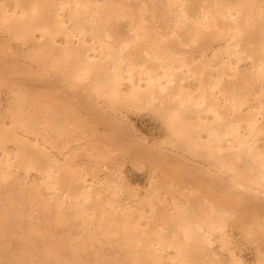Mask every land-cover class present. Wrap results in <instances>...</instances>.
<instances>
[{
  "label": "bare ground",
  "instance_id": "1",
  "mask_svg": "<svg viewBox=\"0 0 264 264\" xmlns=\"http://www.w3.org/2000/svg\"><path fill=\"white\" fill-rule=\"evenodd\" d=\"M150 1L0 0V29H7L16 40L34 41L29 59L41 67L37 69L39 73L43 71L54 75L53 80L73 84L78 93L77 86L83 90L78 96H70V92L66 98L65 91L62 95L50 91L52 88L46 84L49 90L46 89L43 82L39 86H25L23 82L34 81L35 74L32 78L28 72L27 78L20 74L24 86L13 89L14 105L6 109L10 112V124L3 126L4 119L0 118V182L18 178L20 173L24 177L37 175L39 181L28 180L35 195L27 196L32 203L37 199V214L50 229L49 235L45 233L48 245L58 248L70 243L74 247L75 258L71 260L70 255L69 261L65 259L71 264L86 263L81 250L104 245L120 248L123 264H239L240 259L234 255L226 263L216 253L218 247L214 250L215 245L222 251L231 249L227 226L233 221L242 227L248 239L258 244V263L264 264V0H166L161 23L170 21L168 33L162 32L166 23L162 24L164 30L158 28L156 22L161 13L157 14L154 8L160 7L155 0ZM257 24H261L258 37L252 33ZM3 50L6 54L5 49H0ZM243 61L248 63L247 70L241 67ZM4 65L0 68L7 71L8 65ZM34 68L23 69L32 72L29 69ZM59 82H55L54 88L58 92L65 87L61 83L60 87ZM118 103L156 111L173 136V147L208 164L207 168L203 164L200 170L196 168L203 171L202 175L194 172L196 164L192 171L187 164L189 158L185 160L187 154L182 156L178 151L179 154L171 153L172 150L163 154L164 150L158 152L156 147L138 148L131 146V142L125 143L139 157L156 163L159 181L152 180L147 196L136 194L132 203L124 202L120 185L114 184L115 178L103 180L96 170L91 171L98 162L106 168L113 162L115 157L104 151V146L128 150L117 132L95 126L100 107H114ZM77 134L88 137L81 154L87 165L68 155ZM31 136L35 139L31 140ZM58 136L62 138L59 140ZM57 148L63 157L56 156ZM182 170L193 172L195 178L191 177L192 180L189 172L183 174ZM117 171L112 174L118 175ZM27 178L22 177L24 181ZM23 180L20 181L25 185ZM42 188L47 195L41 194ZM194 191L199 192L194 200L187 195L185 202H178L179 194L185 196L187 192L190 196ZM169 200L171 208L166 205ZM4 213H0L3 218L16 214L10 211L6 215L9 210ZM17 215L21 216L20 211ZM9 218V222L2 217L1 221L13 225L12 217ZM32 223L28 224L29 236L44 234L43 225ZM74 223L83 228L84 236L74 239L75 233H71V241L66 231L74 232ZM8 224L0 222V235L4 237L0 236V242L6 239L5 235L17 233ZM18 252L10 250L9 264L26 263L20 261ZM63 255L59 256L63 259ZM57 262L61 264L62 260Z\"/></svg>",
  "mask_w": 264,
  "mask_h": 264
},
{
  "label": "rangeland",
  "instance_id": "2",
  "mask_svg": "<svg viewBox=\"0 0 264 264\" xmlns=\"http://www.w3.org/2000/svg\"><path fill=\"white\" fill-rule=\"evenodd\" d=\"M151 1H153V0H151ZM150 1V2H151ZM155 3H157V5H158V8L159 9H156V8H154V10H155V12L157 13V14H159V13H161V14H159L158 16H160L159 18V21H157L156 23H157V25L159 26L158 28L160 29V30H164V28H165V30L164 31H162L163 33H168L169 32V30L171 29H169L168 30V28L170 27H168L167 28V23L169 24L170 23V21L169 22H163L162 21V23H161V19H162V12H163V9L165 10V6L164 5H166V0H163L162 1V3H160L159 4V0H155L154 1ZM160 2H161V0H160ZM155 3H154V7L155 6H157V5H155ZM157 10H159V11H157ZM162 11V12H161ZM159 22V23H158ZM165 23H166V26L164 27L163 25H165ZM163 24V25H162ZM260 29H261V24H257V25H255L253 28H252V33L255 35V36H259L260 34H261V31H260ZM5 30H6V33H5ZM8 30L7 29H5V28H1L0 29V43L1 42H3V43H5V45L2 43V45L3 46H1V44H0V46L2 47H0V49L2 50V49H5V51H6V54H7V58H3L6 54H5V52H4V50H3V52L2 51H0V53H1V55H0V57L3 59V60H1V64H2V66L4 65V66H7L6 67V70L7 71H2V68L3 67H1L0 68V79H3L4 77L6 78V79H3V83H1V81L2 80H0V118L3 120V122H5V124L3 125V126H5V127H7V125L8 124H10V112H7L8 110H6V109H9L10 110V108L14 105L13 103H14V95H15V93L13 92V89L15 88V87H18L19 85H21V86H28L27 84L29 83V84H32V85H34V83H35V86H39L40 84L41 85H43V83L45 84V85H43V87H47L46 89H48L49 87H48V85L50 86V88L49 89H51L50 91H54V92H56V93H58V94H61L62 95V93L65 91L66 93L64 94L63 93V95H64V97L66 96V98H67V95H70V92H74L76 89H75V87L73 86V84H72V86H73V88L75 89H73L72 88V86L71 85H67V84H64L61 80H58L57 78H55L56 80H53L54 78H53V76L54 75H51V74H44V72L42 71V70H40V71H42V72H40V73H43V75H40V73H39V70H37V69H41V67H38V66H35V62H33V61H31V59H29L30 58V54L32 53V51H30V49L29 48H33V46H34V41H27V42H24V41H22V40H18V38H17V40L15 39V37L11 34V33H9V32H7ZM5 34V35H4ZM12 37V38H11ZM5 41V42H4ZM60 41V40H59ZM7 42V43H6ZM33 42V43H32ZM60 43H62L61 41H60ZM7 47H9L8 49H10V50H8V49H6ZM27 49V50H26ZM33 50V49H32ZM30 51V52H29ZM12 52V53H11ZM25 53H26V55H25ZM27 58H26V57ZM29 56V57H28ZM6 57V56H5ZM10 60H9V59ZM8 60V61H7ZM5 63H4V62ZM7 61V62H6ZM11 62V63H10ZM29 63H30V65H32V66H34L35 68L34 69H36L35 70V72H33L34 71V69H29V70H32V72H33V74H32V72L31 71H27L28 70V68H32V66L30 67L29 66ZM33 63V64H32ZM1 64H0V66H1ZM241 65V64H240ZM243 65V66H242ZM242 65H241V67L242 68H244V66L246 67V70L248 69V63L246 62V61H243L242 62ZM13 67V68H12ZM27 67V70H25V69H23V68H26ZM38 67V68H37ZM10 68V69H9ZM15 68V69H14ZM17 68L18 69H23V71L22 70H20V71H16L17 70ZM4 69V68H3ZM13 71V72H10V71ZM9 71V72H8ZM2 72H4V74H2ZM6 72H8L7 74H6ZM19 72V74H17ZM28 72V73H27ZM26 73H27V75H29L28 77H30L31 75H34V77H33V79L35 78L36 79V82H35V79H34V81H31L30 80V78H32V77H30V78H28L30 81L29 82H26V81H24L23 82V84H22V81H21V79H22V76L21 75H24V76H26V78H27V75H26ZM30 73V74H29ZM14 74H16V76L18 75V76H20L19 78H16V77H14ZM21 74V75H20ZM1 75H3V76H1ZM5 75V76H4ZM45 75V77H43ZM3 77V78H2ZM15 80V78H16V83H17V80H18V83H20L21 82V84H14V80L12 79V78ZM9 78H11V79H9ZM25 78V77H24ZM25 78V79H26ZM38 78H40V80H39V82H38ZM43 78H45L46 80H49L50 82H51V79L53 80V81H55L56 83L58 82V81H60L58 84H59V86H60V83L61 84H63V85H65V87H67V88H65V87H61V88H59V86L57 87V89L59 88V92L56 90L55 91V89L54 88H56L55 87V82L54 83H47ZM50 78V79H49ZM28 79H27V81H28ZM41 79H42V81H41ZM11 80L12 81H14L13 83H11ZM6 81V82H5ZM9 81V82H8ZM8 82V83H7ZM25 82H26V84H25ZM41 82V83H40ZM43 82V83H42ZM5 83V84H4ZM40 83V84H39ZM9 84L11 85V86H9ZM37 84V85H36ZM46 84H48V85H46ZM57 85V84H56ZM69 86H70V89H69ZM76 86V85H75ZM20 87V86H19ZM37 88V87H36ZM65 90H64V89ZM77 89H79V91H80V93H81V91H83L82 90V88H81V86H77L76 87ZM48 89V90H49ZM54 89V90H53ZM60 90H61V92H60ZM72 90H74V91H72ZM15 91V90H14ZM11 92H13V93H11ZM71 93V95L70 96H73V95H76V93H77V96L80 94V93H78V90H76L73 94ZM12 94V95H11ZM11 95V96H10ZM70 96H68V99L69 100H74L75 101V99L73 98V97H70ZM12 97H13V100H12ZM11 102V103H10ZM11 104H13V105H11ZM10 105H11V107H10ZM94 105L96 106V107H98V105H97V103L96 102H94ZM105 105V106H104ZM102 106H103V108H102ZM101 107H100V110H99V115L98 114H96V117L99 119V121H101V122H103L102 121V119H104V121H106L105 123H106V125H105V123L103 124V123H101V122H99L100 124L98 125V122L97 123H95V126L96 127H98V129L99 130H103V131H106V130H113V132L112 133H115L116 134V132L119 134V136H120V140L124 143V145L125 146H127V151L125 150V148L123 147V149H121V150H119V149H114V150H111V147H109V146H104V148H103V150L104 151H110V153H111V156L112 157H115L114 159H116V160H114L113 159V162L112 163H109V165L107 166V168H106V166L105 165H102L101 163H97L98 164V166H96V164H94V166H93V164H92V169H91V171L92 170H96L98 173V175H99V178L101 179H105L106 180V178L107 179H114V181L116 182H114V184H116V185H120L119 186V190H121V197H122V199H123V201L124 202H127L128 200V203H132L133 202V199H135V197L134 196H136V194H138V196L140 195V197H145V195L147 196V194H148V192L151 190V182H152V180L154 179V180H156V181H154V182H158L159 181V176L156 174L157 172H156V168L157 167H155V166H157V165H155L156 163H154V162H149V160L148 159H146L145 160V158H143V157H139V155H137L136 153H134V150H132L131 151V149H129L128 148V146L129 145H131V143L133 144V145H131V146H133V147H140V148H146V147H156L155 149L157 150V149H159L158 150V152L161 150V152L163 153V154H167V153H170V151H171V153H176V154H182V156H185L186 154H187V156H185L186 158H185V160L187 159V158H189V160L187 161V164L188 165H190L191 167H192V171L195 169L196 170V168L198 167V170H200V164H203V168L204 167H206V165L208 166V164L204 161V160H202V159H200V158H197V157H192L190 154H188V153H182V151H179V150H177L175 147H173V145H172V139H173V136H171L170 135V133L169 132H167L168 131V129H166L167 127H166V125H165V123H163L162 121H163V119L161 118V116L158 114V113H156V111H153L152 109H138V108H136V107H134V106H126V105H124V104H115L114 105V107H112V106H109L108 107V105H106V104H103ZM8 107V108H7ZM111 107V108H110ZM5 112V113H4ZM7 112V113H6ZM158 114V115H157ZM4 115V116H3ZM6 115H7V117H6ZM98 116H100V117H98ZM4 117V118H3ZM6 117V118H5ZM101 117H102V119H101ZM97 118H95V119H97ZM97 119V120H98ZM9 123H8V122ZM103 124V125H102ZM164 124V125H163ZM108 125V126H107ZM105 128H107V129H105ZM167 130V131H166ZM102 131V132H103ZM107 132H109V133H111V131H107ZM96 135V134H95ZM95 135H93V136H95ZM124 136V138L122 137V136ZM167 136H169V137H167ZM59 140H60V138H62L61 136H58L57 137ZM76 138H77V140H76ZM80 138H81V140H80ZM87 136L86 135H84V137H83V134H77L74 138H73V141H72V143H71V145L73 146H70L69 147V151H68V155L70 156H72V157H74L73 159H75L76 161H78L79 160V163H81L82 165H87V164H89V163H87V161H85L84 160V157L81 155L82 154V152L84 151V149H85V147H86V140H87ZM129 139V140H127V139ZM30 139L31 140H34L35 138L33 137V136H31L30 137ZM130 139H131V141H130ZM169 139H171V141L169 140ZM137 140V141H136ZM168 140L170 141L169 143H168ZM137 143H136V142ZM128 142H129V145H126V144H128ZM131 142V143H130ZM138 142L139 143H141V144H138ZM80 143V144H79ZM126 143V144H125ZM146 144V146H144ZM157 145V146H156ZM70 148L72 149V150H70ZM161 148V149H160ZM171 148V149H170ZM58 149L59 148H57L54 152L56 153V156L59 158H61V157H63L62 155H59L58 154ZM75 149V150H74ZM109 149V150H108ZM123 150V151H122ZM125 150V151H124ZM52 151V150H51ZM74 151V152H73ZM121 151V152H120ZM174 151V152H173ZM179 153H178V152ZM79 152V153H78ZM116 154H114V153ZM118 152V153H117ZM129 152V153H128ZM72 153H75V155L73 156L72 155ZM77 153V154H76ZM126 155L127 153L128 154H130V155H128L127 154V156H125L124 154ZM131 154H133V156L131 155ZM78 155V156H77ZM118 155V156H117ZM132 156V157H131ZM136 156H138V157H136ZM77 157V158H76ZM134 157V158H133ZM137 158V159H136ZM195 160H194V159ZM194 161V162H191L192 160ZM140 160V161H139ZM142 160V161H141ZM201 161H202V163H201ZM142 162V163H141ZM196 162V163H195ZM91 163H92V161H91ZM90 163V164H91ZM152 163V164H151ZM116 164L119 166V168H118V166H116ZM192 164V165H191ZM194 164H196L195 166H194V169H193V165ZM198 164V165H197ZM205 164V165H204ZM100 165V166H99ZM114 165V166H113ZM187 165V166H188ZM104 166V167H103ZM112 166H113V168L114 169H112V170H110L111 168H112ZM109 168V169H108ZM117 168V169H116ZM187 168V167H186ZM207 168V167H206ZM116 169V170H115ZM119 169V171H117ZM188 170H190L189 169V166H188V168H187ZM110 170V171H109ZM154 170V171H153ZM194 170V172H196L198 175L199 174H201V172H203V171H195ZM201 170H202V168H201ZM204 170V169H203ZM107 171H108V173H107ZM116 171L118 172L117 174L118 175H113L112 173H116ZM183 172V174H188V172H189V174H188V176L191 178H193L194 177V175L195 174H193V172H191L190 173V171H187L186 172V170H182ZM111 172V173H110ZM151 172H154V173H152L153 174V177H152V175H151ZM186 172V173H185ZM22 174H24V173H20V177H19V175H18V178H11V179H9L7 182H10V183H7V182H0L1 183V185H0V213H4V215L6 214V212L8 213V210H9V213L8 214H6V215H9L10 214V211H11V213L12 212H14V214H15V216H16V220H14L15 219V216L13 215V213H12V215L14 216V218H13V216L10 214V216L12 217L11 218V221H12V219H13V221H16V222H13L12 221V223H13V225H15L14 223H16V225L17 226H13L11 223L10 224H8V222H9V220H10V216H5L4 218H6V220H8V222L7 221H5V222H3L5 219L3 218V215L1 216L2 217V219H4V220H2L1 221V217H0V222L1 223H3V224H8L7 226H10L11 225V227L14 229V231H16L17 233V235L16 234H14L15 236H12L13 234H7L8 236L6 237V235H5V238L6 239H4V240H2L1 242H0V264H9V261H7V260H9V252H10V250L11 249H16V250H18L19 252V255L21 256L20 258H22V259H20V261H22V263H23V261L24 262H26V263H23V264H28V262H30L31 264H58V262L57 261H60L61 262V260H62V262H61V264L63 263V261L65 260V259H69L70 260V255L72 256V258H71V260L73 259V257L75 258V253H74V247L72 246V245H70V243H68V244H66V245H64V246H61V247H59L58 246V248H59V251H60V253L58 252V248L57 247H52V246H49L48 245V243H47V240L46 239H48V236H47V234L49 235V233H50V229H49V227L46 225V226H44V222L43 221H45V219L43 218V217H40L39 218V213L37 214V206H35L34 207V203H35V201H37V199H35L34 201H33V203H32V201L31 200H29V198H30V196H33L34 197V195H32L34 192L33 191H35V189H34V187H33V185L31 186L30 185V183L29 182H31V181H33V182H35L36 180H38L39 181V179H37L38 177H37V175H33V173H31L30 174V177H29V174L27 175V174H25L26 175V177H24V175H22ZM108 174V175H107ZM100 175H101V177H100ZM122 175H123V177H122ZM154 175H155V177H154ZM202 175V174H201ZM0 176H1V172H0ZM22 177H23V179L25 180L27 177V180L26 181H24L23 179H22ZM120 177V178H119ZM150 177H151V180H150ZM20 178V179H19ZM119 179V180H117V179ZM191 178V179H192ZM195 178V177H194ZM17 179V184H15L16 183V181L15 180ZM19 179V180H18ZM36 179V180H35ZM121 179V180H120ZM20 180H23L24 181V184L26 185V187L28 186V187H30V188H26L25 187V185H23V183H22V181H20ZM28 180H29V182H28ZM149 180H150V182H149ZM193 180V179H192ZM11 181H13V182H11ZM22 184H21V183ZM122 182V183H121ZM192 182V181H191ZM4 183V184H3ZM5 183H7V184H5ZM27 183H29V185H27ZM150 183V184H149ZM192 184H193V182H192ZM191 183H190V185H192ZM19 185H21V186H24V188H22V187H20ZM123 186V187H122ZM150 187V188H149ZM192 187V189H195V186L194 185H192L191 186ZM23 190H22V189ZM33 188V189H32ZM121 188V189H120ZM43 189V190H42ZM41 189V192L43 191V193H41L43 196L46 194L47 195V191H46V189H44V188H42ZM31 190H33V191H31ZM28 191H30V192H28ZM46 192V193H45ZM31 194V195H29V194ZM187 192H185L184 194H185V196L184 195H182V194H179L178 195V202H180V203H183V202H185V200H187V195H188V198H189V200H194L193 198H194V196H195V193H199V192H196V191H194V193L192 192V193H190L191 195L189 196V194H186ZM27 195H29V198H28V196ZM167 196H165L166 198H170V195H168V194H166ZM27 196V197H26ZM33 197H31V199H34ZM10 198V199H9ZM26 198V199H25ZM181 198V199H180ZM126 199V200H125ZM28 201H31V202H28ZM32 204V205H30V204ZM164 204L166 203V202H163ZM168 204H166L168 207L170 206V208L172 207V203H171V201L169 200L168 202H167ZM171 204V205H170ZM34 208H33V207ZM3 207V208H2ZM4 208L5 209H7V211H4ZM33 208V209H32ZM2 209H3V211L4 212H2ZM34 209H36V210H34ZM20 211V215L22 216H20L19 217V215H17L18 214V212ZM22 212V213H21ZM31 213V215H29ZM34 215H36V217H37V219L34 217ZM18 216V217H17ZM40 216H42V215H40ZM28 217H29V219H28ZM31 217V218H30ZM32 218H33V220H32ZM43 218V219H42ZM31 219V220H30ZM34 219H36V221L34 220ZM39 219H41V220H39ZM77 220H79V219H76V221ZM75 220H74V222H76ZM32 222H36V224H33ZM41 222V223H40ZM152 222V221H151ZM235 221H233V223L232 222H229V226H227V232H228V235H230L229 237H230V240H231V242H230V250L229 249H227V250H223L222 251V249H220L219 248V246L218 245H215L214 246V250L217 248L218 250H215L216 251V253L219 255V257H221L222 259H224V261L226 262V263H230L229 261H231L232 259H234V257H237V258H239L240 259V262H242V263H240L239 262V264H259L258 263V257L256 256V255H258L257 253H258V251H257V246H258V244L254 241V240H250V239H248L245 235H244V231H243V229H242V227L240 226V225H238V223L237 222H235ZM30 223H32V225L33 226H40V225H43L44 226V228H43V233L45 234L46 232H47V234H45V236H46V238L44 237V234H42V232H41V235L40 234H38L36 237H37V239H39V240H35L36 239V237H35V235H33V236H29L28 235V224L30 225ZM45 223H46V221H45ZM79 223V224H78ZM78 225L79 226H83L82 225V221H78ZM154 223V222H153ZM153 223H151L150 225H153ZM38 224V225H37ZM75 224V228H72V230H74V232L72 231V232H70L69 231V229L66 231V233H68L69 235V238H71L72 236L71 235H73L74 233H75V237H74V235H73V237H74V239H77V238H79L80 239V237H83L84 236V231H83V228H78L77 227V224L76 223H74ZM233 226V227H232ZM45 227H47V228H45ZM47 229V231H45ZM78 229H80L79 231H78ZM236 229V230H235ZM237 229L239 230V231H237ZM82 230V231H81ZM71 233H73V234H71ZM82 233V234H81ZM71 234V235H70ZM232 234V235H231ZM43 235V236H42ZM1 236V235H0ZM40 238H39V237ZM76 236H79V237H76ZM245 236V237H244ZM3 236H1V238H2ZM12 237V238H11ZM17 237V238H16ZM29 238L28 240H27V238ZM35 239H34V238ZM72 237V238H73ZM1 238H0V240H1ZM4 238V237H3ZM2 238V239H3ZM72 238H71V241H72ZM244 238H246L247 240L245 241V239ZM12 240V243H11V240ZM17 239L19 240V241H17ZM31 239H33V240H31ZM43 239V240H42ZM43 242H42V241ZM4 241V242H3ZM28 241H30L32 244H33V246L34 247H30L32 244L30 243V242H28ZM45 241H46V244H45ZM249 241V242H248ZM251 241V242H250ZM27 242H28V244H27ZM10 243H11V245H10ZM233 243V244H232ZM251 243V244H250ZM254 243V244H253ZM31 244V245H30ZM256 244V245H255ZM27 245H28V247H27ZM233 245V246H232ZM6 246V247H5ZM9 246V247H8ZM254 246H255V249H254ZM66 247V249H64V248ZM69 247V248H68ZM29 248L32 252H33V254H32V252L31 251H29V249L27 250V249ZM33 248V249H32ZM48 248V249H47ZM49 248H51L50 250H49ZM63 248V250H61ZM91 249L90 247H87V250L85 249V250H81V253H85L84 254V260L86 261V263H87V261L89 262V259H94V260H90V262H89V264H101V263H99L100 261L102 262V264H108V263H110L109 261L111 260V263L110 264H123L124 262H125V259H124V254H123V252H122V250H120V248H114V247H109V245H104V246H100V247H98L99 248V250H98V248H92L91 250H89V249ZM105 248V249H104ZM108 248V249H107ZM233 248V249H232ZM25 249H26V251H25ZM106 249L108 250L107 252H106ZM112 249V250H111ZM54 250V251H53ZM57 250V252L55 253V256H54V252ZM66 250V251H65ZM71 250V251H70ZM102 250V251H101ZM119 250V251H118ZM26 252V254H27V258L25 257L26 255H25V252ZM68 251H69V253H68ZM95 251V252H94ZM99 251V252H98ZM121 251V254L119 253ZM218 251V252H217ZM229 253H228V252ZM220 252V253H219ZM227 253V255H226V253ZM233 252V253H232ZM48 253V254H47ZM59 255H63V254H65V255H63V256H65V257H63V259H62V257L61 256H59ZM63 253V254H62ZM72 253V254H71ZM88 255H87V254ZM97 253V254H96ZM232 253V254H231ZM34 256H32V255ZM58 256H57V255ZM66 254H68V255H66ZM222 254H224V255H222ZM30 255V256H29ZM94 255H95V257H94ZM122 255V256H121ZM229 255V256H228ZM232 255V256H231ZM233 255H234V257H233ZM236 255V256H235ZM7 256V257H6ZM33 257V259H32V257L29 259V257ZM46 256V257H45ZM89 258V259H87V257ZM102 256V257H101ZM110 256H111V258H112V256H114L113 258H116V260L115 259H110ZM118 256H120V257H118ZM228 256V258H226ZM52 257V258H51ZM55 257V258H54ZM69 257V258H68ZM94 257V258H93ZM99 259H97V258ZM231 257H233V258H231ZM8 258V259H7ZM23 258H25L26 260H24ZM46 259H49V260H46ZM58 259V260H57ZM241 259L243 260V261H241ZM68 260V261H69ZM95 260H96V262H98V263H96L95 262ZM109 260V261H108ZM118 260H120V261H118ZM121 260L123 261V263H121ZM257 260V261H256ZM56 261V262H55ZM93 261V262H92ZM112 261H114V262H112ZM118 261V262H117ZM228 261V262H227ZM65 262H66V260H65ZM65 262H64V264H65ZM120 262V263H119ZM29 263V264H30ZM71 264V262H66V264ZM86 263H84V264H86ZM75 264H77V263H75ZM88 264V263H87Z\"/></svg>",
  "mask_w": 264,
  "mask_h": 264
}]
</instances>
